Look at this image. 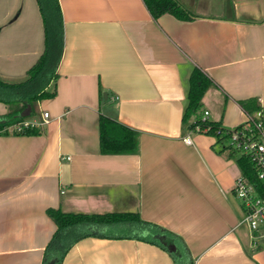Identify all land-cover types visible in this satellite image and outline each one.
I'll return each mask as SVG.
<instances>
[{
  "label": "crops",
  "instance_id": "obj_1",
  "mask_svg": "<svg viewBox=\"0 0 264 264\" xmlns=\"http://www.w3.org/2000/svg\"><path fill=\"white\" fill-rule=\"evenodd\" d=\"M177 1L192 19H156L144 0H59L55 95L26 121L40 132L0 133V264L43 263L57 229L50 208L138 212L181 238L194 264H264V227H249L234 193L241 155L191 129L195 116L184 121L195 67L212 79L201 110L210 120L236 127L257 116L241 103L255 98L264 121V0ZM44 50L38 1L0 0V77L26 79ZM101 115L136 130L139 152L103 154ZM170 252L88 236L62 264H175Z\"/></svg>",
  "mask_w": 264,
  "mask_h": 264
},
{
  "label": "trees",
  "instance_id": "obj_2",
  "mask_svg": "<svg viewBox=\"0 0 264 264\" xmlns=\"http://www.w3.org/2000/svg\"><path fill=\"white\" fill-rule=\"evenodd\" d=\"M45 25V50L36 63L28 70L26 79L19 82H7L0 77V101L8 104L9 110L0 115V133L38 134L39 127L31 122L24 123L34 116H39L38 102L55 95L48 89L55 78L56 68L63 53L64 27L59 0H37ZM154 18L170 13L179 19H192L194 16L177 0H144ZM212 79L200 67H195L190 75L188 104L184 121L195 116L189 126L216 137L224 147L230 148L228 140L231 132L220 122L203 119L202 97ZM248 114L262 110L255 98L241 102ZM245 123V122H244ZM236 126L241 128L243 124ZM21 125V130L15 126ZM100 148L103 154H129L139 152V134L104 115L100 116ZM255 134L258 133L254 129ZM234 151V150H233ZM242 174L260 187L252 160L247 155L238 159ZM49 215L56 222L57 229L48 242L42 264H62L67 251L80 239L88 236L106 238H137L156 243L169 249L172 243L177 249L170 252L175 264H194L181 238L165 228L144 220L138 212L75 213L61 209H48ZM166 239V240H165Z\"/></svg>",
  "mask_w": 264,
  "mask_h": 264
},
{
  "label": "built area",
  "instance_id": "obj_3",
  "mask_svg": "<svg viewBox=\"0 0 264 264\" xmlns=\"http://www.w3.org/2000/svg\"><path fill=\"white\" fill-rule=\"evenodd\" d=\"M257 116H249L241 128H229L231 137L228 144L231 150L240 155H247L253 162L260 187L256 186L250 179L241 174L237 177L234 185V193L242 201L244 210V221L255 231L264 227V121L262 110H258ZM209 111L205 110L203 119H208ZM49 121V112H42V120L38 125H43ZM28 125L29 122H25ZM17 130H21V125H16ZM254 129L258 131L255 134ZM196 130L200 131L197 126ZM185 142L191 143L189 136L184 138Z\"/></svg>",
  "mask_w": 264,
  "mask_h": 264
},
{
  "label": "water",
  "instance_id": "obj_4",
  "mask_svg": "<svg viewBox=\"0 0 264 264\" xmlns=\"http://www.w3.org/2000/svg\"><path fill=\"white\" fill-rule=\"evenodd\" d=\"M104 95L106 97V94H104ZM168 248L170 251H175L177 249V246H176V244L172 243L168 246Z\"/></svg>",
  "mask_w": 264,
  "mask_h": 264
}]
</instances>
